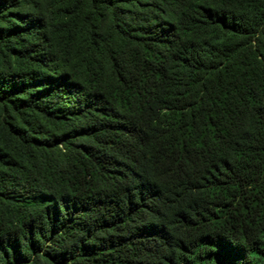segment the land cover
<instances>
[{"label":"trees","instance_id":"16d2710c","mask_svg":"<svg viewBox=\"0 0 264 264\" xmlns=\"http://www.w3.org/2000/svg\"><path fill=\"white\" fill-rule=\"evenodd\" d=\"M0 264H264V0H0Z\"/></svg>","mask_w":264,"mask_h":264}]
</instances>
